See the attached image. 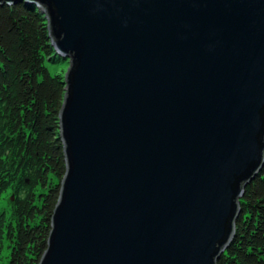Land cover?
<instances>
[{
  "label": "water",
  "instance_id": "water-1",
  "mask_svg": "<svg viewBox=\"0 0 264 264\" xmlns=\"http://www.w3.org/2000/svg\"><path fill=\"white\" fill-rule=\"evenodd\" d=\"M18 2L69 64L38 264H216L264 163V0Z\"/></svg>",
  "mask_w": 264,
  "mask_h": 264
},
{
  "label": "trees",
  "instance_id": "trees-1",
  "mask_svg": "<svg viewBox=\"0 0 264 264\" xmlns=\"http://www.w3.org/2000/svg\"><path fill=\"white\" fill-rule=\"evenodd\" d=\"M36 5H0V264H38L65 174V84ZM235 233L216 264H264V163L243 188Z\"/></svg>",
  "mask_w": 264,
  "mask_h": 264
},
{
  "label": "rangeland",
  "instance_id": "rangeland-1",
  "mask_svg": "<svg viewBox=\"0 0 264 264\" xmlns=\"http://www.w3.org/2000/svg\"><path fill=\"white\" fill-rule=\"evenodd\" d=\"M55 55L57 56L58 61H56V62H46V66H47V68H48V70H49V72L51 74L61 73L64 76L66 71H67V69H68V67H69L68 58L67 59L62 58L61 56L56 54V52H55ZM7 259H8V252L5 251L4 254H3V259L1 261L2 262L1 264H5Z\"/></svg>",
  "mask_w": 264,
  "mask_h": 264
}]
</instances>
